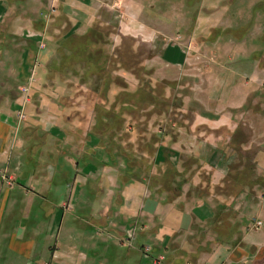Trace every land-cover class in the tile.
<instances>
[{
    "label": "crops",
    "instance_id": "1",
    "mask_svg": "<svg viewBox=\"0 0 264 264\" xmlns=\"http://www.w3.org/2000/svg\"><path fill=\"white\" fill-rule=\"evenodd\" d=\"M106 1L61 0L44 23L41 10L27 11L24 0H0V264H264L260 119L211 118L216 114L208 110V119L177 131L176 166L159 151L157 161L141 169L105 153L103 137L87 129L90 121L65 114L60 96L68 91L46 82L53 50L40 49L44 26L61 13L85 35ZM174 1L181 8L171 5L168 13L155 0L108 3L119 20L117 33L158 44L165 67L190 60L183 45L168 40L184 32L167 23L166 15L186 11L185 2ZM191 3L198 31L207 15L206 39H195L205 40L204 50L222 63L206 78L232 95L264 88V0ZM12 15L15 23L8 22ZM116 45L114 38L102 43L109 54ZM247 126L254 136H245ZM253 143L261 145L253 156L255 182L237 197L217 195L227 184L233 151ZM216 150L226 159L221 173L206 162ZM4 174L15 181L6 182Z\"/></svg>",
    "mask_w": 264,
    "mask_h": 264
},
{
    "label": "rangeland",
    "instance_id": "2",
    "mask_svg": "<svg viewBox=\"0 0 264 264\" xmlns=\"http://www.w3.org/2000/svg\"><path fill=\"white\" fill-rule=\"evenodd\" d=\"M24 1L23 5L27 6L25 7L28 9L27 11L41 10V18L45 23L47 22L44 18L45 14L61 0ZM155 1L159 4L157 8L167 11V13L172 9L171 5L181 8L174 0ZM176 1L185 2L184 9L186 11L177 15L170 13L166 17L168 26L183 27L182 35L179 34L180 31H177L178 34L175 38L168 39L180 43L186 50L190 60L181 67L161 65L157 58L160 46L157 44L153 47L152 44L145 41V36L133 37L122 35L121 32L119 35V32L117 33L119 20L113 13L115 10L108 8V3L110 4L111 0L106 1L108 3L99 12V16L90 27L91 30L89 29L90 34L93 33L92 35H97L101 40H105L104 43L114 38L117 44L103 65L104 58L100 55L101 53L98 56L95 55L96 57L91 60L90 65L84 64L80 53L83 50L81 44L85 39L77 34L79 31L73 30V23L61 13L52 15V21L49 25L45 24L44 27L47 30L40 39L41 50L48 48L53 50V54L47 62L48 78L46 82L57 83L56 85L68 91L65 95L60 96L61 102L65 105V114L67 112L73 118L90 121L89 124L93 125L87 129L90 134L95 132L103 137L105 153L116 152L126 158V163L135 164L141 169L144 166L147 167L150 160L157 157L159 151L164 153L163 156L167 154L168 157H171L172 159L169 158L170 164L176 166L177 131L181 127L187 128L189 123L195 119H208L206 115L208 110L216 114L211 118L233 117V119H240L245 123L260 119L264 123V88L259 92H248L247 95L240 93L232 95L228 90L214 86L211 80L206 78L211 70H215V66L222 65L214 52L209 53L204 50L205 46L202 44L207 43L203 42L205 40L195 39L197 34H204L203 38L206 39L207 15L204 16L205 22L203 21L199 26L198 31L196 16L192 14L197 10L192 8L191 0ZM18 4H15L13 8L15 9ZM16 15H12L8 22L15 23L18 17ZM101 29H104L105 35L99 33ZM193 29L198 31L196 36L193 35ZM123 43L126 46L120 50V59L114 55V52ZM128 45H130L129 48H127ZM132 45H135L138 54L128 53V49ZM92 53L96 54L94 51ZM229 109L232 110L233 116ZM22 114L24 113L22 112ZM25 118V115L22 116V119ZM242 130L244 134L248 130V133L245 134L246 137L255 134L253 127L247 126ZM165 140H167V147L164 144L165 146L161 149ZM259 146L261 145L253 143L247 151L239 147L233 151L231 165L227 166L230 167V171L227 169L229 171L228 176L226 175L225 183L227 184L216 192L217 195L226 197L235 195L237 197L245 192V185L250 186L255 182L256 164L253 156ZM212 147L213 145H211ZM219 159L220 151L216 150L212 157L206 159V162L210 167L219 171L224 169L222 163L226 160L223 157ZM156 161V159L153 160V162ZM185 163L189 164L187 160ZM219 172L221 173L222 170ZM203 176L207 177V175ZM5 180L8 183H13L15 178L11 177L10 182L8 178ZM230 182L232 186H230ZM222 228L224 226L221 222L215 226L218 231Z\"/></svg>",
    "mask_w": 264,
    "mask_h": 264
},
{
    "label": "trees",
    "instance_id": "3",
    "mask_svg": "<svg viewBox=\"0 0 264 264\" xmlns=\"http://www.w3.org/2000/svg\"><path fill=\"white\" fill-rule=\"evenodd\" d=\"M91 30V29H90ZM104 29L99 30V33L102 35H105L104 33ZM89 31L85 34V35H81V38H84L85 40L82 42L81 47H83L82 53H80V57H83V61L85 62L84 64H91V60L93 58H95L96 56L99 55V53H101L100 55L104 58V62L102 63V65L109 59V56L111 54L107 53L105 48L102 46L103 41L105 40H101L100 37H98L97 35H92V34H88ZM106 43V42H105ZM109 43V41H108ZM126 46L124 43L122 44V46L117 47V49L114 52V55L118 56L121 59L120 56V50L122 49V47ZM130 45H128L127 48H129ZM81 49V48H80ZM96 52V54L93 55L92 52ZM128 53L132 52L138 54L139 52L136 51L135 49V45H132L130 47V49H128ZM135 54V55H136ZM96 55V56H95ZM107 59V60H106ZM100 65V63H99Z\"/></svg>",
    "mask_w": 264,
    "mask_h": 264
},
{
    "label": "built area",
    "instance_id": "4",
    "mask_svg": "<svg viewBox=\"0 0 264 264\" xmlns=\"http://www.w3.org/2000/svg\"><path fill=\"white\" fill-rule=\"evenodd\" d=\"M23 91L27 92V96L29 97V89H26V88H25ZM22 116H24V114H22L21 117H22ZM4 178H5V179L8 178V179H9V182H10V179H11L10 176L5 175ZM257 226L260 227V226H261V222H257Z\"/></svg>",
    "mask_w": 264,
    "mask_h": 264
}]
</instances>
